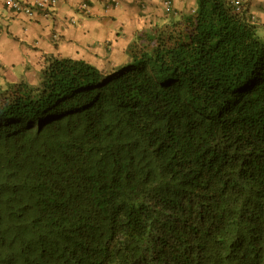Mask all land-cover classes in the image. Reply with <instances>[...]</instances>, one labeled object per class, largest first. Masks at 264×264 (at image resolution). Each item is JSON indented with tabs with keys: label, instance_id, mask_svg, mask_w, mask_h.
Wrapping results in <instances>:
<instances>
[{
	"label": "trees",
	"instance_id": "1",
	"mask_svg": "<svg viewBox=\"0 0 264 264\" xmlns=\"http://www.w3.org/2000/svg\"><path fill=\"white\" fill-rule=\"evenodd\" d=\"M195 1L120 68L0 88V264H264V35Z\"/></svg>",
	"mask_w": 264,
	"mask_h": 264
},
{
	"label": "crops",
	"instance_id": "2",
	"mask_svg": "<svg viewBox=\"0 0 264 264\" xmlns=\"http://www.w3.org/2000/svg\"><path fill=\"white\" fill-rule=\"evenodd\" d=\"M241 2L264 35V0ZM172 4L174 12L167 15L159 0H119L117 6H108L106 0H62L47 16L41 11L27 16L0 0V88L38 84L43 59L50 55L83 59L104 70L120 68L154 29L192 14L196 7L195 0Z\"/></svg>",
	"mask_w": 264,
	"mask_h": 264
},
{
	"label": "built area",
	"instance_id": "3",
	"mask_svg": "<svg viewBox=\"0 0 264 264\" xmlns=\"http://www.w3.org/2000/svg\"><path fill=\"white\" fill-rule=\"evenodd\" d=\"M62 0H32L30 4L21 3L18 0H5V5L10 9L22 12L27 16H33L36 11H41L43 15H49V11L51 8L56 6ZM162 6L164 13L170 15L174 12L173 8V0H159ZM108 6H117L119 4V0H106ZM230 3L234 6L236 11L245 10L241 0H230ZM81 8L87 10L88 5L83 3ZM251 21H256V17L253 14H248Z\"/></svg>",
	"mask_w": 264,
	"mask_h": 264
},
{
	"label": "rangeland",
	"instance_id": "4",
	"mask_svg": "<svg viewBox=\"0 0 264 264\" xmlns=\"http://www.w3.org/2000/svg\"><path fill=\"white\" fill-rule=\"evenodd\" d=\"M161 7H162V6H161ZM162 10H163V9H162ZM18 74H19V75H21V74H22V72H19Z\"/></svg>",
	"mask_w": 264,
	"mask_h": 264
}]
</instances>
